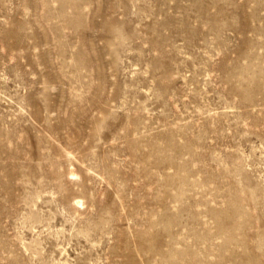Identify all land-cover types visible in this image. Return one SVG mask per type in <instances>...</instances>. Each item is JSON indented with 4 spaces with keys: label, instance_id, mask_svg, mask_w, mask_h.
Listing matches in <instances>:
<instances>
[{
    "label": "rangeland",
    "instance_id": "rangeland-1",
    "mask_svg": "<svg viewBox=\"0 0 264 264\" xmlns=\"http://www.w3.org/2000/svg\"><path fill=\"white\" fill-rule=\"evenodd\" d=\"M0 264H264V0H0Z\"/></svg>",
    "mask_w": 264,
    "mask_h": 264
},
{
    "label": "bare ground",
    "instance_id": "bare-ground-1",
    "mask_svg": "<svg viewBox=\"0 0 264 264\" xmlns=\"http://www.w3.org/2000/svg\"><path fill=\"white\" fill-rule=\"evenodd\" d=\"M78 204H80V202H78Z\"/></svg>",
    "mask_w": 264,
    "mask_h": 264
}]
</instances>
